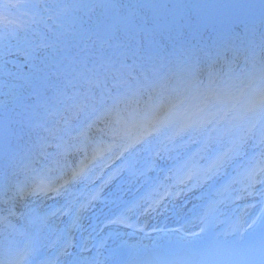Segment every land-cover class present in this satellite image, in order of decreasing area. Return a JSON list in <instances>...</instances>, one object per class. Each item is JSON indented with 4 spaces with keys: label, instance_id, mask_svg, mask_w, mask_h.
Wrapping results in <instances>:
<instances>
[{
    "label": "snow or ice",
    "instance_id": "obj_1",
    "mask_svg": "<svg viewBox=\"0 0 264 264\" xmlns=\"http://www.w3.org/2000/svg\"><path fill=\"white\" fill-rule=\"evenodd\" d=\"M28 6L35 10L32 20L37 25L32 38L23 25L9 30L12 10L20 3L0 0V24L5 26L0 31V51L22 58L27 69L17 72L19 86L10 87L4 93L9 99L0 101L4 109L0 176L6 182L19 174L60 172L47 182L16 185L12 201L64 198L38 217L47 226L49 216H68L64 255L71 256L67 249L73 228L83 226L84 204L70 198L71 188L90 178L88 164L113 149H118L115 158L104 164L112 168L107 179L126 173L138 183L165 169L187 170L193 183H211L235 159L248 158L245 177L250 187L261 186L264 199V0L259 2L258 24L253 17L242 34L221 31L206 42L181 24L167 29L165 36L158 26L148 27L153 21L147 18L132 23L134 14L118 18L123 29L115 23L94 29L75 23L66 26L70 10H84L90 20L97 7L91 3L57 0L42 5L36 0ZM43 12L47 21L56 23L40 29L46 22ZM20 28L26 33L22 40L17 35ZM13 38L15 45L5 43ZM71 149L83 153L76 167L60 159ZM186 189L191 190L185 186L175 195ZM163 206L158 199L147 207L133 202L109 223L134 227L127 213L134 208L149 213ZM7 212L8 216H0V264H52L38 258L31 241L23 249L13 246L4 233L11 236L8 229L16 231L8 219L15 212L11 207ZM260 221L259 229L254 220L248 225L250 232L231 245L206 252L205 258L150 260L124 249L104 256L99 250L93 252L98 245L89 248L84 241L81 253L66 264H264V215Z\"/></svg>",
    "mask_w": 264,
    "mask_h": 264
},
{
    "label": "bare ground",
    "instance_id": "obj_2",
    "mask_svg": "<svg viewBox=\"0 0 264 264\" xmlns=\"http://www.w3.org/2000/svg\"><path fill=\"white\" fill-rule=\"evenodd\" d=\"M114 159L113 153L106 159L105 163H111V160ZM103 168L104 167L103 165ZM109 175L112 170L111 168H106ZM179 173V172H178ZM118 176V175H117ZM120 176V175H119ZM115 179V178H114ZM112 179L110 182H113ZM142 180V183L139 184ZM138 183L135 179H129L127 174L125 173L122 177V182L120 185L115 183H110L107 191L103 193L104 184L106 181H109L105 178L102 182H99L98 185V192L94 194L95 197L91 199L92 204L95 206L94 214L92 216H85L84 220L82 221V227L79 228V232L71 234V247L67 249L71 256H67L63 254L62 247L63 242H61L62 238L64 237V230L57 231L56 229L52 232L44 231L42 224L34 220L31 221L28 230L20 233L19 235H25L29 239H33L36 244L40 246V251L42 257H47L50 260H55L56 258L60 259L61 264H66V262L74 259L77 253H81V248L76 247L74 243L87 241L89 248H92L93 245H98L97 248H93V252L99 250L103 253H106L107 249L113 248L115 246L125 245L128 247L130 252H141L146 250L149 246L154 245L168 237L172 234L165 232L164 230L167 228L165 225L175 222L176 219L172 217L171 212L173 209L178 210V214L180 218H184L186 215L184 214L185 206L181 203L180 195H174V199L172 201V206L169 210V215H166L165 211L162 209L154 216V220L150 217L149 213H142L139 215L140 219L146 222L147 224H153L149 227L150 231L147 234H141L137 232H130L128 230L122 228H116L113 226H109L108 224H104L101 221L102 217L105 216V210L109 208L108 212H114L118 210L121 205L128 204L131 206V203L141 204L144 207L148 206L149 199L147 198L148 195H152V189L150 190L149 187H144L143 179H141ZM138 183V184H136ZM7 188L6 190L0 191V206L4 203V198L2 194L12 196V185L9 182L6 183ZM87 184V183H86ZM113 184V185H112ZM158 187L164 185L167 188H178L179 184L174 179V176L168 172V176L166 180H160L157 182ZM154 185V187L157 186ZM183 186V185H181ZM78 187V184L76 185ZM144 187V188H143ZM260 185H255L253 192H248L246 195L247 200L251 203L249 204L247 210L248 213L251 212L252 216H248L245 218L246 221H256V228L259 229L260 227V217L264 213V207L259 208L257 207L256 196L260 192ZM142 188V189H141ZM139 189V190H138ZM141 189V190H140ZM138 190V191H137ZM92 191V188L91 190ZM254 191H257L255 193ZM165 189L160 194L163 195ZM9 198V197H8ZM125 199L123 204H121L122 199ZM164 197L161 198V201ZM113 199V200H112ZM37 200H32V203H35ZM194 201L193 199H189V203L192 204ZM31 204V203H30ZM44 204L48 205V202ZM195 205H192V208H195ZM192 211H188L187 216L190 217L192 215ZM64 217V216H63ZM61 217V218H63ZM49 218V217H48ZM159 221V224L156 225V222ZM162 228L161 231H155L156 228ZM170 227V226H168ZM164 229V230H163ZM246 231H251V229L246 228ZM68 237V234H67ZM69 238V237H68ZM130 242H134V245H131ZM83 255L87 256V252H82ZM105 256V255H104Z\"/></svg>",
    "mask_w": 264,
    "mask_h": 264
},
{
    "label": "rangeland",
    "instance_id": "obj_3",
    "mask_svg": "<svg viewBox=\"0 0 264 264\" xmlns=\"http://www.w3.org/2000/svg\"><path fill=\"white\" fill-rule=\"evenodd\" d=\"M34 2H36V0H33ZM84 3H91L92 2L90 0H83ZM152 1V4H153V7L155 9H159L158 5L160 3L163 2V0H151ZM195 1H205V0H195ZM248 1V0H246ZM259 1V0H257ZM15 2V1H13ZM41 4L43 3H48L49 0H40ZM176 3L178 2H169L168 3V7H169V12L170 14L172 15V17L174 18H179V19H183L187 24H188V30H193V29H197V28H201V27H206V26H209V25H216L217 27H225L227 26L229 23L228 22H232L234 20H236L238 17L240 16H243V15H247V11L245 10H241L240 13H236V14H233V13H230L229 10L227 8H225L224 6V3L223 4H220V5H214V6H211L208 7V8H205V7H200V6H197L196 4H186L185 6H179L177 7ZM257 3V2H256ZM220 6V7H219ZM22 8V9H21ZM19 7L17 8L18 12L19 13H27V15H30L31 14V11L29 10L30 7ZM43 11V9H42ZM98 12H100L102 14V17L105 19V24L106 25H111V24H117L119 27H121L123 29V27L125 26L124 25V22L122 21H119L118 18L114 19V12L109 8L107 9L105 6L101 7L99 6V9H98ZM43 13H46V12H43ZM131 14L126 12V15L125 16H129ZM153 12L146 6L144 5V7H139V15L144 17V18H148L149 20L150 17L152 18ZM164 15L163 13H161V16ZM220 17H222L223 20L219 19ZM11 20H13V24L12 25H9V30H11L12 27H14L15 25H18L20 23V25H23L25 27H27L29 30L31 28H35V24L32 22V23H26V22H23V20H15L14 18H11ZM153 24V23H151ZM4 25L3 24H0V31H3L4 30ZM19 30H21V35H26L25 31L23 28H20L17 30V35L19 33ZM28 34V33H27ZM0 56H8V57H14L15 55H5V53L2 51L0 53ZM243 62L241 61L240 64H242ZM107 143H109V141H107ZM74 151V149H72ZM49 151H52L54 152L55 149H50ZM118 149H114L113 152H117ZM63 158H69V151L63 156L61 157V162L63 163ZM119 163V161H116V165ZM116 165H113V168L116 166ZM36 167L39 169L41 166L40 165H36ZM109 171V170H108ZM108 171L106 168H103V165L97 169H95L92 174L89 173V179H86V180H93L95 179V183H91L89 181H86V182H83V184H80L77 188L73 187L74 189L72 190V195H71V199H73L74 201L75 200H79L80 202H82L84 204V208L81 209V212H80V215H81V221L84 220V217L87 215L88 217L89 216H92V214H94V210H95V206L92 204L91 202V199H92V196L98 192V189H97V186H98V182H102L105 178L108 177ZM41 174H45V173H42ZM25 175V174H22V176ZM31 175H33L32 173H29L28 175H26L28 178L31 177ZM161 175H165V173H161L159 171H157L156 173L152 174L151 176L149 177H146L145 179H148V183H151L153 179H157L159 177H161ZM94 176V178H93ZM124 176L123 175H120L118 174V176L114 179L113 182H110L111 180L109 181H106L105 184H104V188H103V193H105L107 191V188L109 187L110 183H115V184H118L120 185L121 182H122V177ZM101 177H103V179H101ZM22 180V177H21V174L17 175V176H13V177H9L8 180L5 182L4 178L2 176H0V191H3V190H6L7 188V182L10 183V185L16 183V182H19ZM87 183V184H86ZM138 184V183H136ZM140 184V183H139ZM113 185V184H112ZM92 188V191H90ZM152 187H150L151 189ZM142 189V188H141ZM140 189V190H141ZM13 190V188H12ZM139 190V189H138ZM137 190V191H138ZM4 200L6 199V195L2 194ZM63 197L61 198V203H63ZM125 201V199L123 198L122 201ZM183 201V199H181V202ZM13 203V202H11ZM39 203H33L30 207H26L23 211H24V214H22V216L16 220L13 221V224L16 225L18 224L20 226V228L23 230H28L29 226H30V223L31 221L33 222L34 220H38V213H41V215L45 214L49 209H54V207H46L44 205H38ZM5 207L6 206V202L4 203ZM34 208L35 211H30L31 208ZM139 207V206H138ZM140 207H144L143 205H141ZM164 210L166 215H169V210H170V207L169 206H166L164 205L160 210ZM137 210V209H136ZM159 210V211H160ZM108 209L105 210V212L107 213ZM158 212V211H157ZM153 214V212H150ZM155 214V213H154ZM106 215V214H105ZM107 216H103L101 221H104L105 218ZM68 216H64L63 218L59 217V218H54V217H51L49 216L48 218V221L50 223L47 224V226H44L42 224V227H43V230L44 231H49V232H52L53 230H57V231H62L64 230V237L62 238L61 242L64 243L65 239L68 238L67 237V233L65 232V228L67 226V223H68ZM11 231V236H8V233H4L5 236H7V238L11 241H13V243L16 241L17 238H15V234L16 233H21V230H18L16 229L15 232H12V230L9 229V232ZM76 232H79V228H73L72 230V234L73 233H76ZM76 247H79L80 245V242H76L74 243ZM71 247V245L69 246V248Z\"/></svg>",
    "mask_w": 264,
    "mask_h": 264
},
{
    "label": "trees",
    "instance_id": "obj_4",
    "mask_svg": "<svg viewBox=\"0 0 264 264\" xmlns=\"http://www.w3.org/2000/svg\"><path fill=\"white\" fill-rule=\"evenodd\" d=\"M126 1V0H121ZM137 0H128L126 1V4L124 8L130 6ZM250 3L255 4L257 0H248ZM225 8L229 10L230 13L236 14L240 13V11L243 9L240 6L237 5H230V4H224ZM220 7V6H219ZM122 11V9H121ZM259 14L260 11H247V15H243L238 17L236 20L232 22H228L229 24L225 27H217L216 25H209L206 27H201L193 30H188V24L181 18H174L169 13L168 8L164 15L159 17H150V21H153V24H148V27L158 26L162 31H164L165 36H167V29L174 27L177 24H181L184 26V28L189 32V34H197L198 36L202 37L203 40L206 42L209 40L210 37H214L218 32L221 31H228L231 30L234 33L242 34L244 30V26L247 23V21L253 17H255L257 24L259 23ZM219 19L223 20L222 17ZM140 18H137L135 15L132 16V23H138L140 22ZM149 20V19H148ZM102 22V20H94V19H85V20H79L78 27H85V28H96L99 26V24ZM67 26V25H66ZM22 40V38H20ZM17 42V41H16ZM22 59V58H21ZM27 72L26 68L22 67V61L19 62V64L15 66L9 67L3 62H0V75L3 76V80L7 81V87L2 86L0 88V93L3 92L2 95H0V101H7L9 98L4 95V93H7L9 91L10 87H18L20 80L17 78L16 74L17 72ZM2 85V84H1ZM3 106L0 105V112H3Z\"/></svg>",
    "mask_w": 264,
    "mask_h": 264
},
{
    "label": "water",
    "instance_id": "obj_5",
    "mask_svg": "<svg viewBox=\"0 0 264 264\" xmlns=\"http://www.w3.org/2000/svg\"><path fill=\"white\" fill-rule=\"evenodd\" d=\"M101 2H103L104 0H100ZM171 1V0H164L160 9L159 10H155L152 5L150 3L149 6L150 8H152V10L154 11L155 14H160L163 12V10L165 9V6L166 4ZM174 1H178V0H174ZM189 2H193L194 4L200 6V7H210L212 6L213 4L215 3H219V2H228V3H235L236 5L238 6H243L245 9H249V10H252V11H256V10H259V2L257 5H255V7H252V8H249V7H246L247 5H252L246 1H243V0H205V1H192V0H188ZM123 15V14H122ZM121 15V16H122Z\"/></svg>",
    "mask_w": 264,
    "mask_h": 264
},
{
    "label": "flooded vegetation",
    "instance_id": "obj_6",
    "mask_svg": "<svg viewBox=\"0 0 264 264\" xmlns=\"http://www.w3.org/2000/svg\"><path fill=\"white\" fill-rule=\"evenodd\" d=\"M94 5H96V4H94ZM121 5V4H120ZM122 6V5H121ZM98 7V6H97Z\"/></svg>",
    "mask_w": 264,
    "mask_h": 264
}]
</instances>
